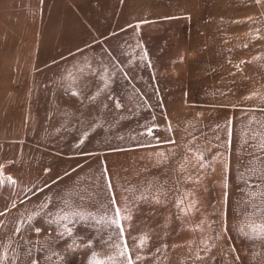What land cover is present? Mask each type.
<instances>
[{"label": "rangeland", "instance_id": "obj_1", "mask_svg": "<svg viewBox=\"0 0 264 264\" xmlns=\"http://www.w3.org/2000/svg\"><path fill=\"white\" fill-rule=\"evenodd\" d=\"M0 67L81 72L10 107L49 185L0 264H264V0H0Z\"/></svg>", "mask_w": 264, "mask_h": 264}, {"label": "crops", "instance_id": "obj_2", "mask_svg": "<svg viewBox=\"0 0 264 264\" xmlns=\"http://www.w3.org/2000/svg\"><path fill=\"white\" fill-rule=\"evenodd\" d=\"M16 70L15 67H0V236L21 235L19 240L23 246L24 235L27 234L26 232H32L31 218H37L26 213V202L36 201V195L49 185V181L34 182L32 177L22 174L25 173L26 168H34V163L30 160H35L36 156L27 149L30 147L32 132L16 122L18 114L10 107L32 106L33 99L38 94L41 106L69 104L65 101L67 97L65 93L74 95L78 92L81 72L76 67H69L62 71L57 69L56 72L53 69L44 70L38 91L34 88L35 83L30 77L17 78ZM92 78L97 81L95 76ZM109 80L108 75L105 74L101 81ZM107 97L110 98L109 95L104 98L107 99ZM50 98L55 100H49ZM28 113L26 112V121L30 120ZM46 135L47 141L49 134L46 133ZM47 152L51 153L50 150ZM41 158L42 155H40ZM14 162L19 163V169H14L15 166L12 168ZM34 185L38 186L30 189Z\"/></svg>", "mask_w": 264, "mask_h": 264}, {"label": "snow or ice", "instance_id": "obj_3", "mask_svg": "<svg viewBox=\"0 0 264 264\" xmlns=\"http://www.w3.org/2000/svg\"><path fill=\"white\" fill-rule=\"evenodd\" d=\"M94 264H104L103 261H95Z\"/></svg>", "mask_w": 264, "mask_h": 264}]
</instances>
